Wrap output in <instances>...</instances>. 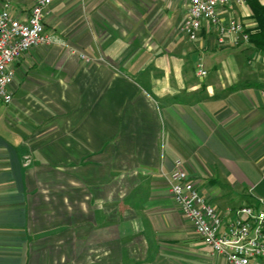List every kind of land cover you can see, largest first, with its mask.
Masks as SVG:
<instances>
[{"label":"crops","instance_id":"0c3cea01","mask_svg":"<svg viewBox=\"0 0 264 264\" xmlns=\"http://www.w3.org/2000/svg\"><path fill=\"white\" fill-rule=\"evenodd\" d=\"M9 1L21 17L35 3ZM186 13L173 0L55 2L56 43L20 57L13 102L0 99V264H229L166 176L184 160L225 220L264 197V50L219 46L213 27L191 42ZM220 15L258 26L246 0Z\"/></svg>","mask_w":264,"mask_h":264},{"label":"built area","instance_id":"2783aa9c","mask_svg":"<svg viewBox=\"0 0 264 264\" xmlns=\"http://www.w3.org/2000/svg\"><path fill=\"white\" fill-rule=\"evenodd\" d=\"M57 0H35L28 15L16 14L9 0H0V99L13 102L11 85L15 82V64L34 47L56 43L46 29L45 19ZM186 5L183 31L191 42L205 28L217 30L219 46L251 43L246 26L234 18L222 19L220 9L232 0H173ZM242 1H240L241 3ZM88 63L94 59L81 53ZM200 76H206L201 63ZM169 192L184 217L193 225L198 237L229 264H264V197L255 205H244L224 219L210 200L202 194L182 159L166 176Z\"/></svg>","mask_w":264,"mask_h":264},{"label":"trees","instance_id":"16d2710c","mask_svg":"<svg viewBox=\"0 0 264 264\" xmlns=\"http://www.w3.org/2000/svg\"><path fill=\"white\" fill-rule=\"evenodd\" d=\"M251 11L253 17L258 23L256 31L250 33L251 43L258 49L264 50V5L260 2V0H246Z\"/></svg>","mask_w":264,"mask_h":264}]
</instances>
